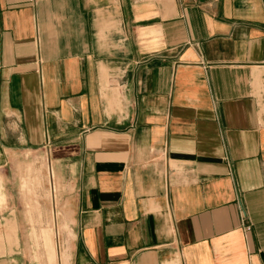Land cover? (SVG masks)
<instances>
[{"label":"crops","instance_id":"1","mask_svg":"<svg viewBox=\"0 0 264 264\" xmlns=\"http://www.w3.org/2000/svg\"><path fill=\"white\" fill-rule=\"evenodd\" d=\"M41 151L0 264H264V0H0V169Z\"/></svg>","mask_w":264,"mask_h":264},{"label":"rangeland","instance_id":"2","mask_svg":"<svg viewBox=\"0 0 264 264\" xmlns=\"http://www.w3.org/2000/svg\"><path fill=\"white\" fill-rule=\"evenodd\" d=\"M49 166V156L45 151L41 152H31L19 157H14L12 163L6 168L0 169L1 172L5 171L10 174L11 182L9 185L13 190V195L7 196L2 194L1 191L6 187L4 179L0 177V206H4L9 202V199L14 203H22L28 207V210L22 213H26L28 216H32L36 212L39 217L48 216L50 222L53 224V220L56 218L57 221L61 215L60 203V185L59 183H54L52 174H50ZM8 184V183H7ZM55 184L56 192L54 196V191H52L51 186ZM54 196V199H53ZM54 202L50 205L49 211H46L45 203ZM56 204L57 209L54 208ZM35 208H34V207ZM34 208V209H33ZM49 230L52 234L53 247H55V252L57 253V258L61 257V246L62 243H57L58 238L66 233V227L63 225L52 227H43L42 234L43 239H45V231ZM58 237V238H56ZM58 244V245H57ZM45 246V245H44ZM48 247V245H47ZM48 257V256H47ZM45 262V258L43 259ZM49 264H51L49 257L47 258Z\"/></svg>","mask_w":264,"mask_h":264}]
</instances>
